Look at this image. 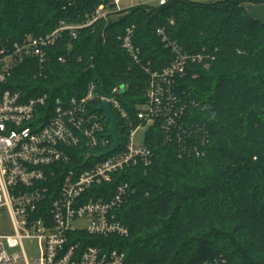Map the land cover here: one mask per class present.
<instances>
[{
    "label": "trees",
    "instance_id": "trees-1",
    "mask_svg": "<svg viewBox=\"0 0 264 264\" xmlns=\"http://www.w3.org/2000/svg\"><path fill=\"white\" fill-rule=\"evenodd\" d=\"M246 2L211 4L167 0L110 14L91 26L63 31L47 50L42 67L35 58L12 71L7 85L23 99L47 95L48 110L58 100L85 92L91 82L108 95L126 87L121 100L131 115L142 105L153 70L172 57L158 29L186 54L214 57L189 64L177 90L207 108L193 109L194 122L208 131L201 157H179L152 127L148 168L124 173L133 194L120 211L129 236L119 239L127 264H264V23L248 15ZM111 0H0V50L61 26H81ZM115 9V6H111ZM132 29L140 63L118 37ZM63 59V62L60 61ZM125 129L119 119L118 135Z\"/></svg>",
    "mask_w": 264,
    "mask_h": 264
},
{
    "label": "built area",
    "instance_id": "built-area-1",
    "mask_svg": "<svg viewBox=\"0 0 264 264\" xmlns=\"http://www.w3.org/2000/svg\"><path fill=\"white\" fill-rule=\"evenodd\" d=\"M158 2L164 6L167 0ZM121 4L122 0H111L100 5L87 24L61 22L46 36L0 50V227L6 229L0 232V264H127L118 240L129 236V228L119 214L133 191L124 173L152 165L149 130L157 127L166 144L177 146L181 158L204 155L208 131L194 122L192 110L207 107L179 92L177 86L189 64L214 57L186 54L163 29L157 34L172 59L160 70H153L150 63L143 68L149 77L148 88L133 115L121 100L126 87H115L103 95L91 82L84 94L58 100L52 110H48L47 95L24 100L20 91L4 88L13 69L26 59L35 58L43 67L47 50L63 31H71L76 39L77 30L120 12ZM118 39L139 64L132 29ZM103 102L110 104L125 133L117 150L98 157L113 146L110 123L100 110ZM143 126L149 129L144 143L137 146L135 134ZM77 223H83L82 227ZM27 244L37 248L33 259L27 254ZM222 263L215 260L209 264Z\"/></svg>",
    "mask_w": 264,
    "mask_h": 264
},
{
    "label": "rangeland",
    "instance_id": "rangeland-1",
    "mask_svg": "<svg viewBox=\"0 0 264 264\" xmlns=\"http://www.w3.org/2000/svg\"><path fill=\"white\" fill-rule=\"evenodd\" d=\"M159 0H122L121 8L126 9L131 6H138L140 4H150L155 5ZM207 4V3H205ZM149 127L143 126L140 130L135 134L134 143L139 146L144 143L146 134L148 132ZM83 223H77V227H82ZM6 231L5 227H0V232ZM27 254L30 259H33L37 256V248L35 245H26ZM17 264H26L24 261L18 262Z\"/></svg>",
    "mask_w": 264,
    "mask_h": 264
},
{
    "label": "water",
    "instance_id": "water-1",
    "mask_svg": "<svg viewBox=\"0 0 264 264\" xmlns=\"http://www.w3.org/2000/svg\"><path fill=\"white\" fill-rule=\"evenodd\" d=\"M100 110L104 113L105 118L110 123V136L113 139V146L109 150H107L103 153H100L98 155V157L106 156V155L114 152L115 150H117V148L119 147V137L117 134L118 120H117L116 116L114 115L110 104L108 102H103L101 107H100Z\"/></svg>",
    "mask_w": 264,
    "mask_h": 264
},
{
    "label": "crops",
    "instance_id": "crops-1",
    "mask_svg": "<svg viewBox=\"0 0 264 264\" xmlns=\"http://www.w3.org/2000/svg\"><path fill=\"white\" fill-rule=\"evenodd\" d=\"M190 1L197 2V3L211 4V3L221 1V0H190ZM243 7L249 16L264 23V4H255L252 2H246L243 4Z\"/></svg>",
    "mask_w": 264,
    "mask_h": 264
}]
</instances>
